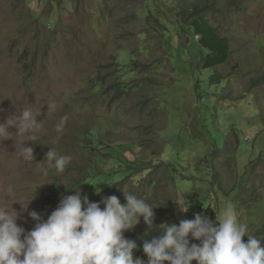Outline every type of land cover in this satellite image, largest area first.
<instances>
[{
    "label": "rangeland",
    "instance_id": "374dc122",
    "mask_svg": "<svg viewBox=\"0 0 264 264\" xmlns=\"http://www.w3.org/2000/svg\"><path fill=\"white\" fill-rule=\"evenodd\" d=\"M199 1L0 0V264H264V0L211 69Z\"/></svg>",
    "mask_w": 264,
    "mask_h": 264
},
{
    "label": "trees",
    "instance_id": "16d2710c",
    "mask_svg": "<svg viewBox=\"0 0 264 264\" xmlns=\"http://www.w3.org/2000/svg\"><path fill=\"white\" fill-rule=\"evenodd\" d=\"M216 5L217 0H200L194 3L191 8L178 7L179 16L192 28L194 34L199 36L198 44L206 51L202 60V67L209 69L224 63L230 51L226 38L221 37L206 18L207 13H211ZM214 79L212 78L213 83L218 81V79ZM123 183L122 181L113 185L111 191L114 192L112 193L121 191ZM54 252V250L51 251L53 254Z\"/></svg>",
    "mask_w": 264,
    "mask_h": 264
},
{
    "label": "clouds",
    "instance_id": "9594fccd",
    "mask_svg": "<svg viewBox=\"0 0 264 264\" xmlns=\"http://www.w3.org/2000/svg\"><path fill=\"white\" fill-rule=\"evenodd\" d=\"M201 216H203L204 214L203 213H200Z\"/></svg>",
    "mask_w": 264,
    "mask_h": 264
}]
</instances>
